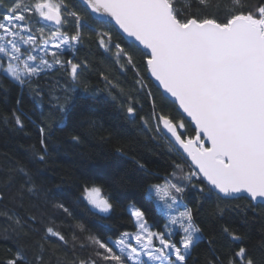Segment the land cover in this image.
I'll return each instance as SVG.
<instances>
[{"label":"snow or ice","instance_id":"obj_1","mask_svg":"<svg viewBox=\"0 0 264 264\" xmlns=\"http://www.w3.org/2000/svg\"><path fill=\"white\" fill-rule=\"evenodd\" d=\"M104 54L98 67L79 53L85 38ZM131 74L130 90L120 75ZM60 74L54 82L51 77ZM97 86L89 90V77ZM49 84L47 90L41 82ZM27 90L37 119L22 99L4 121L39 134L32 161L46 165L53 122L73 144L102 130L95 120L69 122L77 93L93 103L117 104L145 138L167 143L170 170L155 176L144 163L143 203L124 211L131 230L101 238L84 223L71 234L44 223L41 213L21 216L9 205L25 196L71 218L74 206L50 200L35 171L17 163L0 173V264H189L206 246V264H264V236L255 246L245 233L223 226L206 236L187 203L192 191L225 206L264 212V0H0V92ZM47 105L45 110L44 106ZM147 114H142L145 106ZM107 144L109 137L100 135ZM115 153L126 156L124 145ZM152 178V179H148ZM77 203L110 220L119 201L108 174L81 177ZM149 208L159 217L150 218ZM87 252V255L81 253Z\"/></svg>","mask_w":264,"mask_h":264},{"label":"trees","instance_id":"obj_2","mask_svg":"<svg viewBox=\"0 0 264 264\" xmlns=\"http://www.w3.org/2000/svg\"><path fill=\"white\" fill-rule=\"evenodd\" d=\"M254 2V0H253ZM80 57L87 56L97 64L98 67H105L101 63L104 54L97 48L94 38H85V44L79 53ZM115 74L120 75V83L125 90L133 87L131 74H121L118 70ZM60 78V74H54L51 79L54 82ZM97 77L91 74L89 77V90L97 86ZM41 88L47 90V81L41 82ZM9 88L7 95L0 92V173L17 163L25 164L34 171L39 169L36 175V183L47 191L50 200L61 201L66 206L73 207L74 216L69 218L52 207L51 203L45 204L42 199L25 196L23 204L14 202L9 206L19 212L21 216L36 215L37 218L43 213L44 223L54 221L53 226L69 232L77 223H84L88 230L106 238L107 235L118 230H131L128 214L124 209L133 201L143 203V181L144 173L136 164L141 161L155 174L164 176L172 163V154L168 151L167 143L164 141H153L145 138L139 131L138 125L128 122L125 113L120 107L106 98L105 103H93L87 100L83 91L77 93L75 107L70 116L69 122L79 119L87 122L95 120L102 125V130L95 137H89L81 144H73L70 139L61 132L53 122L51 140L49 144L50 156L47 164L32 161L31 149H39V134L35 126L28 124L24 130L15 127L14 122L4 121L3 117L9 115L16 107V99H22L23 111L37 119V110H34V103L27 90L23 92L13 86ZM45 110L47 105L44 106ZM146 105L142 114H147ZM109 137L111 143H103L100 135ZM125 146L126 156L115 153V146ZM85 174H108L115 176L117 183L105 185L106 193L112 195L119 201L117 211L110 220H101L94 215V210L84 203H77L79 197V185L81 177ZM152 179V178H148ZM187 203L197 214V220L204 228L206 236L215 235L219 237L223 226H230L234 231L245 233L247 243L250 247L255 246L264 236V212L244 213L239 208L225 206L223 216L217 214V201L214 197H199L197 193L190 191L187 194ZM150 218L159 217L158 213L151 208ZM9 244L0 243V257L7 254ZM87 255V252L81 253ZM206 246L197 248L190 259L189 264H206L209 258Z\"/></svg>","mask_w":264,"mask_h":264}]
</instances>
